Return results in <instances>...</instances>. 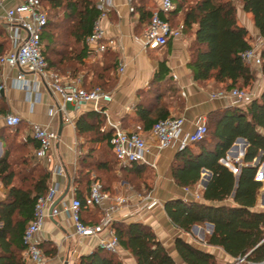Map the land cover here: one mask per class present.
Listing matches in <instances>:
<instances>
[{"label": "trees", "instance_id": "1", "mask_svg": "<svg viewBox=\"0 0 264 264\" xmlns=\"http://www.w3.org/2000/svg\"><path fill=\"white\" fill-rule=\"evenodd\" d=\"M39 1L47 10V23L40 38L47 70L56 76L75 79L82 71L81 67L86 66V60L93 55L86 40L101 16L96 9L98 0ZM172 1L175 11L166 20L173 29L181 22L183 34L191 36L187 48V68L192 81L200 85L213 82L216 88L226 91L250 88L255 76L241 60V54L251 48L250 37L247 30L237 23L236 6L231 1ZM240 1L243 11L252 16L254 27L264 39V0ZM48 11L61 15L53 19L49 17ZM151 18V12L139 10V24L146 27ZM167 44L155 48L159 51L166 47V51H161L162 59L157 60V70L148 88L138 92L139 102L134 108L138 129L134 130L144 136L149 135L155 123L169 117V111L165 108H160L156 116H153L155 107L158 108L162 103L160 87L169 83L173 85V77L167 67ZM8 50L9 37L0 25V58ZM101 57L103 63L100 71L91 68L85 74L91 73V79L87 80L85 76L81 79L82 87L87 91L101 88L110 92L115 86L113 76L118 68V55L106 45ZM260 58L264 78V47L260 51ZM110 72L113 73L112 77L107 75ZM106 120L104 109L84 112L75 121V131L78 138H90L92 145L104 144L115 160L113 130L104 128ZM206 129L207 133L202 141L190 144L174 155L170 165L171 177L178 187L187 189L194 187L200 179L201 170L207 169L213 178L203 198L222 201L233 194L236 206L212 207L173 199L164 204L166 216L174 227L184 233H190L195 225L210 223L214 230L206 239L207 245L219 247L233 258L246 256L247 261H261L264 259V212L251 211L262 186L255 181L257 168L242 167L236 183L232 173L220 165L219 161L226 158V153L237 138L244 139L248 144L242 159L244 164H251L260 153L262 160L264 159V90L244 107L210 111L206 115ZM23 130L22 121L15 128L4 127L0 130V139L4 143L3 155L0 157V184L8 190L5 198L0 201V264H26L23 259L25 246L22 237L33 217L37 199L45 195L49 185V170L33 165L28 158L30 144L34 148L36 144L30 135L20 140ZM7 132H11V136ZM9 137L18 144L17 150L11 151ZM80 150L72 183L74 197L83 201L91 183L89 186L83 183L80 168L87 163L82 145ZM93 150L94 147H90V152ZM15 155L19 156L18 162L13 159ZM100 166L105 170L109 169L106 162ZM145 168L148 166L134 163L127 170L141 175ZM101 184L105 191L112 193ZM83 210L84 207L80 210V216ZM81 221L87 224L82 217ZM111 228L120 247L131 254L136 264H175L149 226L113 221ZM46 244H39L44 255L54 257L56 248L50 244L46 248ZM174 250L184 264H216L212 255L194 248L181 238L175 239ZM76 264L121 262L116 254L98 246L89 255L81 256Z\"/></svg>", "mask_w": 264, "mask_h": 264}, {"label": "crops", "instance_id": "2", "mask_svg": "<svg viewBox=\"0 0 264 264\" xmlns=\"http://www.w3.org/2000/svg\"><path fill=\"white\" fill-rule=\"evenodd\" d=\"M19 1L21 0H4V4L6 7H11ZM214 1L222 2L225 0ZM159 4L160 0H112V9L98 19V25L104 35L103 42L118 55L116 83L110 91L113 100L111 103L102 104V109L105 110L107 120L111 124L120 125L125 117H137L134 108L139 102L138 92L148 88L157 70V60L162 59V55L158 56L157 54L159 51H166V47L159 51L155 48H145L140 40L145 27L144 24H139V10L151 12L153 15L158 11ZM236 17L237 23L247 30L250 41L251 37H260L258 30L253 25L252 16L243 11L241 3L236 5ZM175 29L181 31V36L168 41L167 67L173 77V89L178 90V94L185 101L181 113L186 119L184 131L191 132L194 129V125L201 118L206 121V115L210 111L236 106L232 105V101L228 99H209V92L217 89L213 82L200 85L192 81L190 71L187 68L189 61L188 42L184 38L181 22ZM119 65L123 68L122 72L119 71ZM18 73L19 71L16 68L5 69V91L0 99V130L5 127L4 117L12 114L19 116L22 120L24 130L21 133L20 140L30 135V124H39L57 135L58 138L52 141L50 155L43 167L50 171L53 167L60 165L65 171V177L50 174L49 185L58 188V198L64 193L68 185L69 190L66 197L57 205L61 212L56 217L45 221L37 235V240L39 244L47 243L45 245L46 248L48 244L56 248L54 257L44 255V264H76L81 256L89 255L98 247L95 239L76 235L69 215L63 211V205H68L74 195L72 180L76 170V160L81 152L80 144L77 142L75 121L79 115L93 111L94 108L92 105H86L75 111L72 105H66L67 113L74 119L72 123L63 119L64 125L60 135H58L60 114L53 113L49 115V110L55 105V95L46 92L41 86L40 102L32 105L27 100L26 93L19 90L16 86L14 79ZM258 76L257 82H260V85L257 88L259 90L256 98L264 90V78L261 73ZM25 77L32 79L29 74H26ZM56 77L61 84L72 80L69 76ZM78 77L82 79L83 75L80 74ZM171 115L172 113L169 114V116ZM149 143L151 145L150 153L146 155V161L154 165L148 166V168L155 172L154 183L156 190L144 195L137 194L136 196L126 191L110 193L113 196L129 197L125 205L120 206L116 212L111 214L112 221L142 223L149 226L175 264H184L174 250L176 238H181L194 248L212 255L216 264H231L236 258L229 256L219 247L206 244V239L212 235L214 230L212 224L195 225L191 228L190 233H184L171 224L164 211V204L169 200L181 199L184 202H196L212 207H235L233 194L222 201L205 200L203 194L213 178L212 173L207 169L201 170L200 179L194 187L187 189L178 187L170 172L171 162L174 155L178 152L177 145L175 144L172 147L158 151L152 141ZM3 145L4 143L0 139V157L3 155ZM234 145L235 142L232 146ZM240 145L241 147L238 148ZM33 146L32 144L29 146L31 155L35 150ZM237 146V149L232 153H226L228 157L220 160L219 164L232 173L236 183L242 167L252 166L257 168L255 181L260 182L262 186L258 192L256 204L251 211L264 212V159L262 160V153H260L261 158L257 161V165L255 164L256 158L251 164H244L243 158L237 159L236 157L239 154L244 156L248 144L243 152V143L238 142ZM259 172L261 175L260 179L257 178ZM7 192V188L0 184V201L5 198ZM152 198L156 199L158 203L148 209L147 204ZM94 210H96V213ZM104 216V211L100 208H84L81 213L83 221L87 223L85 225L88 226L100 225L104 220ZM99 218L102 219L100 220ZM243 229L246 230L247 227H243ZM116 255L121 264H136L131 254L123 248Z\"/></svg>", "mask_w": 264, "mask_h": 264}, {"label": "built area", "instance_id": "3", "mask_svg": "<svg viewBox=\"0 0 264 264\" xmlns=\"http://www.w3.org/2000/svg\"><path fill=\"white\" fill-rule=\"evenodd\" d=\"M112 0H98L96 9L101 16L106 15L112 9ZM175 11L172 0H160L159 9L152 15L149 24L144 28L141 36V43L145 48H158L165 46L169 40L179 38L181 31L173 29L166 20ZM47 23V11L39 0H21L11 7H6L4 0H0V25L6 30L9 37V50L0 58V99L5 91V69H18L19 73L14 79L17 88L27 95V100L31 104L40 102L42 86L46 92L55 95L56 101L53 108L49 110V115L58 113L69 123L73 122V117L67 113L66 105H72L74 110L86 105H92L95 111L102 109V104L111 103L112 94L101 88L87 91L82 87L81 78L77 77L70 82L61 84L60 80L47 70V63L43 57V45L41 35ZM103 31L94 24L91 36L86 40L87 46L95 54H101L106 49ZM264 39L251 45V48L241 54L244 65L258 69L261 73V46ZM119 71L123 68L119 65ZM29 74L32 79L25 76ZM209 99H228L236 107H244L256 98L252 91L231 89L229 91H211ZM33 98V99H32ZM106 114V113H105ZM21 118L8 114L4 117V125L7 128H15L21 123ZM107 125L113 130L112 146L115 161L120 167H130L132 164H143L154 166L146 161V155L150 153V141L158 151L177 145L178 151L186 146L202 141L207 133L206 121L200 119L194 125L193 131H184L186 119L183 115L169 116L154 124L148 136H144L135 130L123 129L120 125L109 123ZM30 136L37 146L32 157L41 165H45L50 155L52 141L58 137L51 133L46 127L39 124H30ZM236 147L237 143H235ZM239 148V147H238ZM49 173L65 177V171L57 165ZM50 182V177H49ZM58 188L49 185L45 195L39 197L35 203L33 217L29 221L22 240L25 246L23 259L27 264H44L45 256L39 246L37 235L41 231L45 221L50 217H56L61 212L55 206L49 214L51 206L58 199ZM128 196H113L103 189L98 181H92L83 201L72 197L68 205H63V211L67 213L75 228V233L80 237H90L97 241L99 247L119 254L121 247L111 228V214L116 212L120 206L128 202ZM158 201L152 198L147 204L150 209L157 205ZM100 208L104 211V220L100 225L88 226L81 221V208ZM233 264H264V259L258 262L247 261L246 256L237 257Z\"/></svg>", "mask_w": 264, "mask_h": 264}, {"label": "rangeland", "instance_id": "4", "mask_svg": "<svg viewBox=\"0 0 264 264\" xmlns=\"http://www.w3.org/2000/svg\"><path fill=\"white\" fill-rule=\"evenodd\" d=\"M225 1H231L235 6L240 4V0H225ZM193 0H190L191 3ZM45 5V4H44ZM47 11V10H46ZM49 17H52L53 19L60 16L58 12H52L48 11ZM56 16V17H55ZM184 38L187 40L188 45L191 40V36L184 35ZM260 37L252 38L251 37V45H255L260 40ZM187 45V47H188ZM263 46H261V50L263 49ZM162 52H159L157 55H161ZM103 59L101 55L93 54L86 60V66L81 67V72L83 76L86 77L87 80L91 79V73L86 74L91 68L97 70L98 72L102 68ZM253 72L255 79L253 84L250 88L246 89L245 91L247 93L254 92L257 95V88L260 85V82L258 83L257 80L259 79V71L255 68H250ZM116 73L114 72V79L116 80ZM80 74L78 76H80ZM108 76L113 75L112 72L110 74H107ZM173 85L171 83L162 85L160 87V92L162 93V103L160 106L155 107L153 116L155 117L158 113L160 108H165L169 111V114L172 113L171 116H180L182 113V109L184 107L185 101L180 95L178 94V90L173 89ZM223 89H215L213 91H222ZM151 97V96H150ZM124 120V121H123ZM122 120L120 126L125 129H138L137 120L134 116H131V118L125 117ZM104 128L110 129L107 125V122L104 123ZM11 136V132H7ZM208 136L206 140H208ZM9 140L11 141V151H15L18 149V144L16 142H12L11 138L9 137ZM77 142L82 145L83 152L85 153V161L86 165L80 168V172L83 175V183L86 184V186H89V184L92 181L99 180L101 183H103L106 187H108L112 192L118 191V192H130V194L133 195H144L145 193H150L151 191H155V172L150 168H145L141 175H135L131 173L127 168L120 167L118 163L113 159V156L108 151L106 146L104 144L102 145H92V142H90V138L88 137H82L78 138ZM9 144V143H8ZM90 147H94L93 152H90ZM19 156H13V159H15L16 162L19 161ZM226 157L228 155L226 154ZM230 157V156H229ZM28 158L32 160L33 165H38L40 168L43 166L40 163H38L31 155L29 154ZM232 158V157H230ZM237 159L243 158V155L239 154L236 157ZM108 163L109 169L105 170L100 165L102 163ZM18 169H20L18 167ZM234 261L231 263L233 264Z\"/></svg>", "mask_w": 264, "mask_h": 264}, {"label": "water", "instance_id": "5", "mask_svg": "<svg viewBox=\"0 0 264 264\" xmlns=\"http://www.w3.org/2000/svg\"><path fill=\"white\" fill-rule=\"evenodd\" d=\"M59 119H60V127H59V130H58V135H60V133H61V131H62V128H63V118H62V115H60V117H59ZM238 142H241V143H243V149H242V152L244 151V148H245V146L247 145V142L244 140V139H242V138H237L236 140H235V143H238ZM237 149V147L236 146H232L230 149H229V151L227 152V153H232L234 150H236ZM260 158H261V154H259V156L256 158V162H255V164L257 165V161H259L260 160ZM257 178L258 179H260L261 178V175H260V172H259V174L257 175ZM68 190H69V185L67 186V188H66V190L64 191V193L56 200V202L51 206V208H50V211H49V214H51V212H52V209L55 207V206H57L60 202H61V200H63L65 197H66V195H67V193H68ZM50 219H52V217H50Z\"/></svg>", "mask_w": 264, "mask_h": 264}, {"label": "bare ground", "instance_id": "6", "mask_svg": "<svg viewBox=\"0 0 264 264\" xmlns=\"http://www.w3.org/2000/svg\"><path fill=\"white\" fill-rule=\"evenodd\" d=\"M241 147V145L239 146V148Z\"/></svg>", "mask_w": 264, "mask_h": 264}]
</instances>
